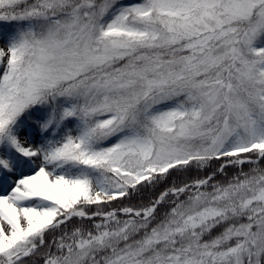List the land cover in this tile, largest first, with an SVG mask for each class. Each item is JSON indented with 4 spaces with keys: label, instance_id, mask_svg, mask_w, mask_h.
Instances as JSON below:
<instances>
[{
    "label": "snow or ice",
    "instance_id": "6c2138e0",
    "mask_svg": "<svg viewBox=\"0 0 264 264\" xmlns=\"http://www.w3.org/2000/svg\"><path fill=\"white\" fill-rule=\"evenodd\" d=\"M0 264H264V0H0Z\"/></svg>",
    "mask_w": 264,
    "mask_h": 264
}]
</instances>
